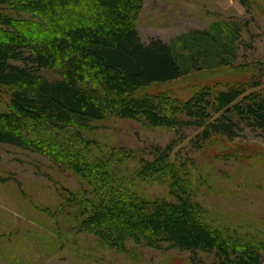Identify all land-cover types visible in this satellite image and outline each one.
<instances>
[{
	"label": "trees",
	"instance_id": "16d2710c",
	"mask_svg": "<svg viewBox=\"0 0 264 264\" xmlns=\"http://www.w3.org/2000/svg\"><path fill=\"white\" fill-rule=\"evenodd\" d=\"M238 2L249 13L252 0ZM142 9L143 0H0V146L70 172L80 188L61 197V211L107 251L143 247L187 253L189 264H262L264 227L196 201L206 181L175 144L151 147L144 158L86 137L115 119L175 136L197 130L194 147L232 142L245 130L264 140V96L248 93L258 83L202 88L186 100L142 93L192 73L245 71L234 62L250 22L218 21L172 44L143 43ZM8 182L0 172V184Z\"/></svg>",
	"mask_w": 264,
	"mask_h": 264
},
{
	"label": "rangeland",
	"instance_id": "374dc122",
	"mask_svg": "<svg viewBox=\"0 0 264 264\" xmlns=\"http://www.w3.org/2000/svg\"><path fill=\"white\" fill-rule=\"evenodd\" d=\"M218 21L250 22L240 33L234 62L245 71L192 73L142 93L166 91L186 100L202 88L223 90L252 82L259 87L248 93L264 96V0H252L249 13L238 0H143L136 30L143 43L159 39L172 44L179 35L207 30ZM45 76L55 74L46 72ZM94 129L87 138L133 150L144 158L151 147L175 144L179 155L195 159L197 175L206 181L198 189L196 201L213 212L264 227V140L259 133L245 130L232 142L194 147L190 141L198 131L193 129L175 136L168 129L115 119L96 123ZM0 172L9 181L0 184V264H189L187 253L133 247L119 254L77 233L61 211V197L80 186L70 172L38 154L2 145ZM154 192L161 194L162 190Z\"/></svg>",
	"mask_w": 264,
	"mask_h": 264
}]
</instances>
